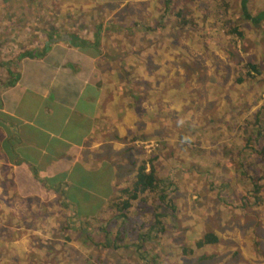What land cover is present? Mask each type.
<instances>
[{"label": "rangeland", "instance_id": "rangeland-1", "mask_svg": "<svg viewBox=\"0 0 264 264\" xmlns=\"http://www.w3.org/2000/svg\"><path fill=\"white\" fill-rule=\"evenodd\" d=\"M192 1L163 0L161 8L149 12L138 6L118 14L95 12L92 15L98 17L95 21L101 26L58 29L68 33L87 31L92 36L96 33L104 37L106 45L113 44L119 52L131 48L123 36H135L134 41L131 38L129 41H137L138 45L143 44L139 35L158 34L160 42L170 37L172 47L168 50L186 60L182 77L189 89L188 102L182 99L177 114L174 111L175 115L170 116L172 123L177 124L171 130H164L161 139L153 134L148 137L136 133L137 142L131 147L141 154L146 167L152 165L158 190L166 194L175 208L171 215L166 207L158 211L163 231L146 243V248L156 254V264H264V227L254 225L249 219L255 207L264 214V21L253 26L242 20L239 0H217L216 15L211 9L206 10L208 2L201 4L203 11L196 15ZM23 2L31 4V0H0V58L9 63L3 70L9 67L11 72L17 60L9 56L31 50L33 46L37 49L39 31H42L28 23L32 12L23 8ZM247 7L250 11L247 13L252 15L264 11V0H247ZM189 8L192 13L186 10ZM84 15L88 20L89 11ZM133 18L134 26L127 22ZM181 18L186 21L185 25L181 24ZM229 23L243 37L223 32L229 29H226ZM249 64L256 67V73L251 72ZM166 96L167 90L162 97ZM169 99L172 100L171 96ZM200 110L204 112L203 117ZM198 125L209 136L214 134L215 144L208 141L206 147L217 154L220 166L208 168L186 158L188 138L196 140V134L190 130L194 131L192 127ZM213 169L219 171L216 178L211 175ZM133 175L132 169L124 170L120 177L115 175L111 180L113 193L102 207L104 211L85 222L73 217L72 208L56 204V213L65 215L55 220V228L45 232L47 225L39 224L27 228V234H23L28 239L29 251L33 250L34 255L42 253L41 258L50 264H139L133 242L136 234L150 224L156 191L141 194L125 211L117 212L115 206L125 199L122 190L130 187ZM250 195L256 198L247 199ZM123 212L124 220L120 221ZM50 213H54L53 208ZM78 224L95 231L101 226L107 234L111 233L114 244L104 248L87 241L83 246L74 231ZM118 226L123 242L120 245L113 239ZM249 228L251 232L247 234ZM207 230L219 236L218 242L195 250L194 242ZM185 249L191 252L185 253ZM0 255L4 253L0 251Z\"/></svg>", "mask_w": 264, "mask_h": 264}, {"label": "crops", "instance_id": "crops-1", "mask_svg": "<svg viewBox=\"0 0 264 264\" xmlns=\"http://www.w3.org/2000/svg\"><path fill=\"white\" fill-rule=\"evenodd\" d=\"M216 2L193 0L191 5L198 15L203 11L201 4L207 3L206 10L216 15ZM21 5L32 12L28 23L42 31L37 49L33 46L9 56L17 60L14 72L9 67L3 70L9 63L0 58V251L4 253L0 264H50L41 258L42 253L29 251L23 234L39 224L47 225L45 232L55 228V220L65 215L56 213V204L72 208L73 217L85 222L88 217L75 216L66 198L80 171H97L98 178L109 181L111 188L115 175L120 177L126 169L135 174L144 161L131 148L137 142L136 133L161 139L164 130L177 124L170 116L177 114L181 100L188 102L189 89L182 77L186 60L168 50L172 47L170 37L160 42L158 34L139 35L143 44L138 45L133 42L135 36H123L131 48L119 52L113 44L106 45L103 36L94 41L95 33L58 29L101 26L92 13L118 14L136 6L149 12L161 8L163 0H31L30 6L28 2ZM88 11L87 20L84 14ZM127 22L135 25L134 18ZM68 35L76 39L70 43ZM166 90L167 96L162 97ZM199 114L204 116L201 110ZM192 128L196 140L188 138L186 158L208 168L220 166L217 154L206 147L208 141L215 144L214 134L209 136L199 125ZM217 172L212 170L213 178ZM253 198L256 196L247 197ZM95 201L89 198L81 203L89 206ZM257 208L249 219L264 227V214ZM103 211L100 208L97 213ZM86 230L78 224L74 231L79 235ZM250 232L251 228L247 234ZM206 233L213 234L216 241L196 247V241ZM198 239L193 244L197 251L213 246L219 236L207 230ZM146 247L145 243L144 249L149 251Z\"/></svg>", "mask_w": 264, "mask_h": 264}, {"label": "trees", "instance_id": "trees-1", "mask_svg": "<svg viewBox=\"0 0 264 264\" xmlns=\"http://www.w3.org/2000/svg\"><path fill=\"white\" fill-rule=\"evenodd\" d=\"M222 1V0H221ZM239 13L240 18L242 20L247 21L253 26H257L261 21H264V11H257L256 14H249L247 13L249 10L247 9V0H239ZM250 12V11H249ZM178 14V13H177ZM182 25L186 24V21L181 18ZM115 24L118 25L117 19H115ZM135 24V23H134ZM229 27V29H228ZM228 30H223V32H227V34H233L236 35V37L241 38L242 32L236 28L235 25H232V23H229L227 25ZM95 40L97 41L98 35L95 33ZM70 36V43L72 40H75L73 35ZM26 55V54H24ZM251 72L256 73V67L252 64H249ZM248 72V75H251ZM17 77V75H16ZM237 82L240 81L239 78L236 79ZM256 113H259V110H257ZM262 130L264 132V121L262 123ZM150 163V160H149ZM123 193L126 194L125 199L119 202L118 205L115 206V210L117 212L125 211L129 206L130 202L136 200L141 194L147 193V192H155L156 200H155V206L153 208L152 213V219L150 221V224L147 228L140 230L136 236L135 240L133 242L134 252L136 256L138 257L139 264H156V254L147 251L144 249V244L148 243L155 238L163 231V221L161 220L160 211L163 207H166L168 209V213L171 215L174 212V206L170 203L169 199L166 197V194L158 190V182L156 179V175L154 172V169L151 164H148V168L146 169V163L142 161L138 166L134 174V178L131 182V185L129 188H125L122 190ZM112 189L110 186L109 181H104V179L98 178L97 171H85L82 170L79 172L77 178L74 180V182L70 185V188L68 190V193L66 194V198L71 203L70 205L73 207L74 215L79 217L82 215H85V217L88 218H95L97 215V212L100 208L107 205L109 201V197L111 195ZM82 197V198H81ZM89 198H94L95 204L89 205V206H83L81 203L82 200H88ZM118 216V215H115ZM120 218V221L124 220L123 214ZM87 220V218L83 219ZM123 226V225H122ZM128 226V225H127ZM124 227V226H123ZM99 230L103 232L102 234L99 232L98 229L96 231L89 227L87 228V233H81L78 235L79 240L86 244L87 241L92 245H101V247L108 248L110 243H113V240H111V233L110 235L107 234L105 231H103L101 226H98ZM125 228V227H124ZM114 233V232H113ZM120 231H116L115 237H113L114 240H117L120 245L122 242L120 236ZM82 235L84 238L82 239ZM99 237V241H98ZM216 241V238L211 233L204 234L200 239L196 241V247H201L205 244L214 243ZM115 247H118L116 245H113ZM151 254H154V258L151 257Z\"/></svg>", "mask_w": 264, "mask_h": 264}]
</instances>
